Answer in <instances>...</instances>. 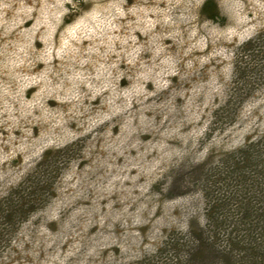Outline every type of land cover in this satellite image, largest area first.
<instances>
[{"label": "rangeland", "instance_id": "obj_1", "mask_svg": "<svg viewBox=\"0 0 264 264\" xmlns=\"http://www.w3.org/2000/svg\"><path fill=\"white\" fill-rule=\"evenodd\" d=\"M202 1L0 0V264L177 263L195 175L264 139V0Z\"/></svg>", "mask_w": 264, "mask_h": 264}, {"label": "trees", "instance_id": "obj_2", "mask_svg": "<svg viewBox=\"0 0 264 264\" xmlns=\"http://www.w3.org/2000/svg\"><path fill=\"white\" fill-rule=\"evenodd\" d=\"M198 13L209 21L218 18L216 1L203 0ZM261 143L264 139L243 144L235 152L224 155L216 170L195 175L201 182L200 194L205 199V219L189 223L187 237L173 244L172 257L177 263L171 260L161 264L264 263V147ZM37 184V178L32 177L26 189L15 191L13 202L8 198L9 204L1 208L4 216L11 217L15 212L20 214L29 209L37 199ZM210 185H220L224 192L214 193Z\"/></svg>", "mask_w": 264, "mask_h": 264}]
</instances>
